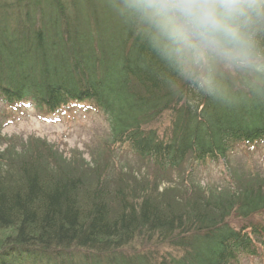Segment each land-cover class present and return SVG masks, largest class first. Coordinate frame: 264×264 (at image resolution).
Wrapping results in <instances>:
<instances>
[{"label": "trees", "instance_id": "trees-1", "mask_svg": "<svg viewBox=\"0 0 264 264\" xmlns=\"http://www.w3.org/2000/svg\"><path fill=\"white\" fill-rule=\"evenodd\" d=\"M257 40L264 51V31ZM215 61L200 71L209 93L159 55L123 0H0V100L99 111L112 143L157 172L264 143V71L224 75ZM38 146L11 172L0 154V264H236L264 249V186L210 199L189 185L174 206L155 183L87 188ZM233 215L246 223L233 227ZM137 236L177 252H125Z\"/></svg>", "mask_w": 264, "mask_h": 264}, {"label": "rangeland", "instance_id": "rangeland-1", "mask_svg": "<svg viewBox=\"0 0 264 264\" xmlns=\"http://www.w3.org/2000/svg\"><path fill=\"white\" fill-rule=\"evenodd\" d=\"M215 63L224 75L244 70L217 60ZM167 114L164 113L156 123L159 132L165 129ZM38 145L48 150L51 168L59 166L65 172L80 175L87 188L96 184V178L106 182L110 190L115 184L155 183L159 192L176 200L170 201L174 206L184 204L186 198L180 197L190 194L191 189L202 193L204 198L224 199L243 186H264V143L239 145L227 160L204 165L188 161L180 169L161 173L127 147L113 144L107 121L99 111L70 107L61 113L47 115L26 104L12 106L0 100L1 170L14 171L17 162L26 158L32 148L40 147ZM189 185L191 189H188ZM229 222L233 227L246 223L235 215ZM158 243L137 236L130 248L123 250L146 252L156 249L157 256L177 252L167 244ZM85 254L91 253L86 251ZM236 264H264V249L255 257L241 258Z\"/></svg>", "mask_w": 264, "mask_h": 264}, {"label": "clouds", "instance_id": "clouds-1", "mask_svg": "<svg viewBox=\"0 0 264 264\" xmlns=\"http://www.w3.org/2000/svg\"><path fill=\"white\" fill-rule=\"evenodd\" d=\"M123 8L147 26L161 57L209 93L213 82L200 71L212 59L264 71V0H123Z\"/></svg>", "mask_w": 264, "mask_h": 264}]
</instances>
